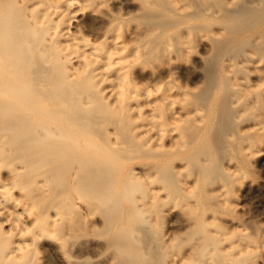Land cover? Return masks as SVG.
Instances as JSON below:
<instances>
[{
    "label": "bare ground",
    "instance_id": "6f19581e",
    "mask_svg": "<svg viewBox=\"0 0 264 264\" xmlns=\"http://www.w3.org/2000/svg\"><path fill=\"white\" fill-rule=\"evenodd\" d=\"M224 119L251 166L264 0H0V264H258L255 241L220 224L185 257L153 232L158 178L184 189L240 174L212 150Z\"/></svg>",
    "mask_w": 264,
    "mask_h": 264
},
{
    "label": "rangeland",
    "instance_id": "374dc122",
    "mask_svg": "<svg viewBox=\"0 0 264 264\" xmlns=\"http://www.w3.org/2000/svg\"><path fill=\"white\" fill-rule=\"evenodd\" d=\"M91 34L92 33L89 31H87L86 33V35L89 37L91 36ZM199 51L200 50L198 49V53ZM177 76H178L179 81L178 80L177 81L174 80V81L180 82V78L178 74L173 78L177 79ZM225 117L226 116H224V118ZM225 119H224L225 122L221 120L223 124H221L222 122H220V124L223 125L224 127V128L222 127L223 131L220 128L221 126L219 127L220 129L217 128V130H214L213 128L212 130V132L216 133V134H212L215 137V140L212 141L213 142L212 144L215 147L212 150H215L216 163L217 162L219 163L217 158L219 157L223 158V156L226 157L227 155H230L232 158L231 162L233 164H236L237 162L240 164L238 165V168H240V174H238L237 176L225 177L224 174L221 173V169H219L220 171L217 170V172L215 173L222 174L223 178H220L221 175L218 174L219 175L218 177L220 179L217 177L218 181L215 180L216 179L215 177L217 176L216 174L215 177H213V179L214 178L215 179L212 181H209L210 177L214 176V174H212L213 172L211 173L212 175L210 177H207V175H205L204 173L203 176L205 177L203 176H202L203 178L200 177V181L196 185H193L189 188L184 187V189L180 187L178 189L173 184H171L172 182L170 180L172 179H166L169 181L167 182L165 181L166 183L171 182V183H168V184H171L169 185L171 187H169L167 184L169 188L165 186L166 184L164 182L162 183L161 181L162 178L161 179L158 178V180L160 179L159 181L160 184H158L159 183L158 180L155 181L156 184L152 182L154 184V185L152 184V188L153 187L154 189L156 188L154 192L155 191L159 192L157 193L159 194L158 196H161L163 200H165L164 196L165 195L167 196L166 204L165 206L163 205V207H162V204L159 203L158 204L159 206H158L157 203L158 202L162 203L165 201L157 199L158 202H156L155 206L159 207L160 211L162 212L157 213L159 211V208H157L156 209L157 212L154 213L156 217L155 215L153 217L151 216L154 220V226L155 224L157 225L155 226L157 227L155 228L156 230H153V232L156 236L158 235L160 236L166 233L169 239H172V236H173V239L170 242L171 247L170 245L168 247V249L170 248L169 252L173 254H178V253L180 254L181 252L180 256L184 255L185 257L187 252L189 251V247H192L194 244H196L198 239L204 236L203 234H205L206 232L213 233V232L218 231L220 232L219 234L221 235L222 230H220V228H222L225 234V235L224 234L222 235L224 236L229 235L231 240L239 237L240 234H242L244 237L247 236L251 238L252 242L255 241L254 244L256 243L255 245L257 246L256 256L258 254L257 258L254 257L256 258L255 261H257L258 264H264V138L262 140V144H261L262 148L260 152L258 153V155H255L254 158H252L251 166L249 165L246 166V162H244L243 158H241L238 154L234 152L233 150L234 146L230 145L232 144V142L228 145L226 144L227 142L225 141V138L222 134L224 132V129H227L226 126H229L230 124L226 125L227 122ZM212 135L211 137L212 139H214ZM214 142L216 145L214 144ZM219 147H222V148H219ZM224 158L220 160L221 162L219 165L225 168V165H226L225 163L227 162H225L226 160H224ZM213 163H215V161ZM231 166L232 165H229L230 169H232ZM247 167L250 169H248ZM190 168H192V166H190ZM190 168L186 167L183 173L184 174L187 173V175L190 174L191 172L196 173V171H193ZM227 169H228V166H227ZM197 173L201 175L203 174L200 172H197ZM165 177H168V174ZM162 180H165V179H162ZM207 180L209 182H213V185L212 183H210V185L208 184L207 186V182H208ZM220 180L223 181V185L225 186V189L222 192L226 193L227 191V193L225 194L229 200L227 208L221 205L217 206L214 202L218 198L219 200H221V197L223 196L220 190H218L217 192L215 191L217 184L221 183ZM172 185L174 186L173 187L174 189L176 188L175 190L172 188ZM210 190H212L213 192H211L212 194L208 195L209 197L206 195L208 197L207 198L206 196H204L205 195L204 191L209 192ZM214 193L217 194L216 196L218 197H215ZM219 193H221V195H218ZM140 196H141L140 191L135 189L127 193L126 199L130 200V199L138 198ZM158 196L156 195L157 198H159ZM213 196L217 199H214ZM204 197L206 199H204ZM143 199L146 201L148 200V198H145L144 196H143ZM260 199H262L261 201H263V204H261L258 207H255L257 200H260ZM213 204H215L216 207H214ZM214 209H216L217 211L216 212L212 211V214H211L210 210H214ZM214 213H216L215 217L213 216ZM219 224H220V228H218L219 226L217 227V225ZM217 228L219 230H217ZM167 230L169 231L171 230L170 232L172 233H170L169 231L167 233ZM232 233L234 237L232 236ZM236 235H239V236H236ZM229 236L226 237L227 240ZM195 260L196 259H191V260L187 259L185 263L183 264H195L196 263Z\"/></svg>",
    "mask_w": 264,
    "mask_h": 264
}]
</instances>
